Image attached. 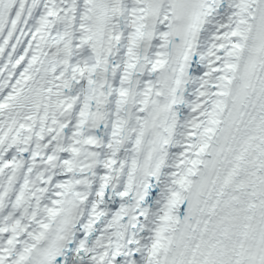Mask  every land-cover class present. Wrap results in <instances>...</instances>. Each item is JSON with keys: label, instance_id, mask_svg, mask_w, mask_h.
Instances as JSON below:
<instances>
[{"label": "snow or ice", "instance_id": "6c2138e0", "mask_svg": "<svg viewBox=\"0 0 264 264\" xmlns=\"http://www.w3.org/2000/svg\"><path fill=\"white\" fill-rule=\"evenodd\" d=\"M0 264H264V0H0Z\"/></svg>", "mask_w": 264, "mask_h": 264}]
</instances>
